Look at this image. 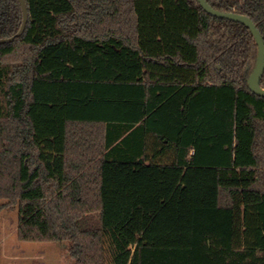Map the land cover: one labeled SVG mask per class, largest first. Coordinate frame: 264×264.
Masks as SVG:
<instances>
[{
	"label": "trees",
	"instance_id": "16d2710c",
	"mask_svg": "<svg viewBox=\"0 0 264 264\" xmlns=\"http://www.w3.org/2000/svg\"><path fill=\"white\" fill-rule=\"evenodd\" d=\"M207 2L264 38V0ZM26 3L0 45V198L20 239L76 264H264L251 31L196 0ZM22 22L0 0V39Z\"/></svg>",
	"mask_w": 264,
	"mask_h": 264
},
{
	"label": "rangeland",
	"instance_id": "374dc122",
	"mask_svg": "<svg viewBox=\"0 0 264 264\" xmlns=\"http://www.w3.org/2000/svg\"><path fill=\"white\" fill-rule=\"evenodd\" d=\"M107 261L111 259L107 254ZM0 264H76L66 243L25 242L19 237V210L0 198Z\"/></svg>",
	"mask_w": 264,
	"mask_h": 264
},
{
	"label": "water",
	"instance_id": "95a60500",
	"mask_svg": "<svg viewBox=\"0 0 264 264\" xmlns=\"http://www.w3.org/2000/svg\"><path fill=\"white\" fill-rule=\"evenodd\" d=\"M196 1L200 4L202 9L205 12H207L209 15L216 17L218 19H224V20L241 23L251 31L258 45L259 52H258L256 67L248 80V85L250 90L254 94L264 98V89L262 88L261 85L264 76V38L261 35L260 31L257 29L256 25L253 23V21L250 18L246 16L239 15L236 13H223L214 9L211 5H209L207 0H196ZM18 2L21 6L22 14H23L22 26L19 32L14 37L7 39H0V45H8L14 43L17 39L21 38L26 31V27L29 21L28 6L26 0H18Z\"/></svg>",
	"mask_w": 264,
	"mask_h": 264
},
{
	"label": "crops",
	"instance_id": "0c3cea01",
	"mask_svg": "<svg viewBox=\"0 0 264 264\" xmlns=\"http://www.w3.org/2000/svg\"><path fill=\"white\" fill-rule=\"evenodd\" d=\"M102 130H105V126L103 127ZM97 136H99L100 139H104V137L106 136V133H97Z\"/></svg>",
	"mask_w": 264,
	"mask_h": 264
}]
</instances>
